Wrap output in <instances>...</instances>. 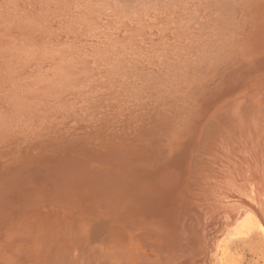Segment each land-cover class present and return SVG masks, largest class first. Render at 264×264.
<instances>
[{"label": "bare ground", "instance_id": "6f19581e", "mask_svg": "<svg viewBox=\"0 0 264 264\" xmlns=\"http://www.w3.org/2000/svg\"><path fill=\"white\" fill-rule=\"evenodd\" d=\"M102 2L0 0V264H217V227L248 206L264 229V0H174L120 33Z\"/></svg>", "mask_w": 264, "mask_h": 264}, {"label": "rangeland", "instance_id": "374dc122", "mask_svg": "<svg viewBox=\"0 0 264 264\" xmlns=\"http://www.w3.org/2000/svg\"><path fill=\"white\" fill-rule=\"evenodd\" d=\"M97 1L99 0H81V3L83 4V8L81 12H88V15L90 17H94L93 13H90L86 9V7L88 4L89 5L94 4ZM173 1L174 0H111V6L108 7L107 0H106V3L102 2L99 6H95L96 8H95L94 13L95 15L98 14L96 15V20L103 19L104 17L106 20H109L114 24L112 25L113 30H115V32L120 33L121 31H124V32L126 31L125 27L121 25H118V27H116L115 25H117V23H119L124 17L128 18L129 21L132 20L130 18H134L135 20H133V22L135 24L138 23L136 28L141 27L138 21L146 13H149V14L156 13L157 19H159L161 22L164 21L166 24H168L169 19H167L168 16L167 14H164V12L170 10L169 14H171L172 9H173ZM180 2H182V0H180ZM105 9L108 10V13L103 15ZM99 23L100 25H102L100 21ZM78 24L80 25L79 27L83 29L84 27L86 28V26L89 25L88 23H78ZM69 28L70 27H68V29ZM86 29L89 30L90 28H86ZM155 31H157L158 37L162 38L166 34L165 36H168L173 41L175 40L174 34L173 32H171L172 30H169V28H167L166 31L163 30L164 31L163 33H161L160 29H157V30L155 29ZM17 34L25 35L23 33H17ZM32 36L35 38L36 37L42 38L41 41L38 42V44L36 45L37 47L42 45L41 43L47 41V39H44L45 36L42 34H34V35L32 34ZM67 36L71 38V41L68 42L69 44H72L73 42H76V41L85 40L79 37L74 38V35H70V34H68ZM84 38H86V36ZM120 42H124V40L118 41L117 43H120ZM126 44L129 46H132V48L136 47L134 45L135 42L133 40L127 39V41L124 42V45ZM102 46H105V45H102ZM97 48L98 49L94 52L95 54L93 52L90 53V56L92 57V59L95 57L98 59H101V54H102L101 46L99 45V47ZM111 52H113V50H111ZM38 59L39 58H37V60ZM84 63H86V60L80 59V61L76 63H71V64H69V62H67V64L64 63L65 65L63 66L69 67L70 69H72V71H75L79 75V77L83 79L84 77H86L85 75H87V73L85 72L86 68L84 67ZM32 66L33 65L31 64L30 68ZM62 80L63 82L67 83L70 86L71 85L77 86L75 82L71 81L72 79H70V77L68 78L65 76ZM152 82L153 81L149 82L148 84H152ZM95 110L96 109H94L93 111ZM67 151H69V149ZM81 151L82 150L79 148H73V151L70 150L68 154H74L73 152L78 153ZM82 168H84L83 165H82ZM93 173L94 171H91V173L88 176L81 178L80 181L81 182L90 181L91 180L90 175H92ZM80 174L81 173H78V177ZM43 186L45 185L43 184L42 187ZM24 187H25L24 184H21L13 188V193L15 195H13L12 197H14L13 200L15 202H17L18 199L22 201H26L25 199L28 198L27 196L28 194L25 192ZM92 191L93 190H91V192ZM230 191L232 192V194L237 193L236 190H230ZM235 199L233 200L232 198L228 197L227 201H229L231 203L230 205H232L235 203L234 202ZM246 208L248 209V212L242 215L236 224L229 225L228 223V225L226 226H223V227L220 226L216 228V229L220 228L218 230L220 232L217 234L216 238L213 240L214 246H215L214 254H215V260L217 264H264V229L261 227V224H260L261 222L259 218L257 217L254 209L248 208V206ZM213 234H214V231L211 232L212 236Z\"/></svg>", "mask_w": 264, "mask_h": 264}]
</instances>
